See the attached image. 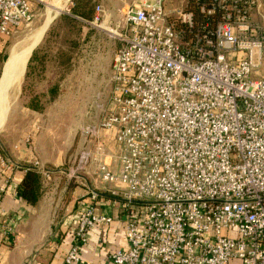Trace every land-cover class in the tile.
<instances>
[{
	"label": "built area",
	"instance_id": "1",
	"mask_svg": "<svg viewBox=\"0 0 264 264\" xmlns=\"http://www.w3.org/2000/svg\"><path fill=\"white\" fill-rule=\"evenodd\" d=\"M48 1L0 0V41L32 20V5ZM184 3L186 10L172 16L164 0L133 2L122 13L107 107L82 131L91 147L80 152L75 170H92L107 189H87L64 264H79L88 232L113 222L100 212L109 206L123 215L128 244L110 256L112 264H264L258 2ZM102 13L96 7L87 24L99 28ZM109 132L117 154L103 141ZM33 168L49 179L38 162Z\"/></svg>",
	"mask_w": 264,
	"mask_h": 264
},
{
	"label": "rangeland",
	"instance_id": "2",
	"mask_svg": "<svg viewBox=\"0 0 264 264\" xmlns=\"http://www.w3.org/2000/svg\"><path fill=\"white\" fill-rule=\"evenodd\" d=\"M64 1L49 0L46 6H35L32 20L21 26L12 38L0 41L1 76L12 48L27 43L45 25L50 7L61 10L44 31L42 40L40 38L30 52L16 103L0 130V172L5 171L3 164L11 163L10 152L23 144L31 155L26 166L33 167V163L38 162L44 168L51 181L46 179L48 188L55 192V198L60 200L61 205H67L71 197L77 198L80 189H85L83 186L97 192L105 190L92 170H75L80 152L91 147L82 137V131L98 122L101 116L99 108L107 103L105 89L109 88L114 55L120 46L115 36L120 30L116 27L104 23L97 28L79 20L80 24L75 27L58 25L54 35L47 37L43 44L49 29L61 16L73 18L72 0L66 7ZM169 1L173 2L165 3L168 15L186 10L184 0ZM39 48H43L45 65L39 66V60L30 65L33 54L37 50L39 52ZM62 54L70 57L71 61L60 58ZM50 81L58 85L55 90L45 85ZM26 140L29 142L25 143ZM104 140L117 154L118 146L113 134L105 133ZM41 160L46 163L43 165ZM118 167L116 160L110 170L115 176Z\"/></svg>",
	"mask_w": 264,
	"mask_h": 264
},
{
	"label": "crops",
	"instance_id": "3",
	"mask_svg": "<svg viewBox=\"0 0 264 264\" xmlns=\"http://www.w3.org/2000/svg\"><path fill=\"white\" fill-rule=\"evenodd\" d=\"M152 1L92 0L95 8L102 9L103 24L114 27L118 26L122 13L131 3H151ZM164 1L166 4L173 2ZM257 2L258 8L253 19L264 32V0H257ZM74 5L72 3V7ZM31 8L33 11L35 5ZM51 82L45 84L48 85V89L55 86ZM110 89L109 80V88L105 89L108 99ZM106 102L108 103V100ZM107 103L105 106H100L101 114L107 107ZM104 143L109 150L113 148L110 149L107 146L108 141L104 140ZM10 156V162L18 168L12 173L5 169L0 172V190H4V193L0 195V264H64L65 257L75 244L74 235L79 215L88 204L86 195L89 187L83 186L85 189H80L77 198L71 197L67 205L65 203L61 205L60 200L55 198V192L48 188L49 180L43 178L38 203L34 207L27 206L17 197L16 188L25 174L24 167L31 159L30 152L21 144L16 151L10 152ZM41 163L44 165L46 161L41 160ZM104 188L107 189L106 186ZM100 212L112 217L113 222L88 232L86 243L79 251V264H112L109 258L113 253L128 249L124 234L125 219L119 208L109 206L101 209ZM5 228H10L12 233H2Z\"/></svg>",
	"mask_w": 264,
	"mask_h": 264
},
{
	"label": "bare ground",
	"instance_id": "4",
	"mask_svg": "<svg viewBox=\"0 0 264 264\" xmlns=\"http://www.w3.org/2000/svg\"><path fill=\"white\" fill-rule=\"evenodd\" d=\"M69 1H64V7L67 6ZM60 13L61 10L51 8L45 25L27 43L22 44L21 47L15 46L12 48L8 60L4 65L3 77L0 80V129L4 126L11 108L16 103L29 54L31 55L36 47L34 45L43 37L42 35H44L46 28Z\"/></svg>",
	"mask_w": 264,
	"mask_h": 264
},
{
	"label": "trees",
	"instance_id": "5",
	"mask_svg": "<svg viewBox=\"0 0 264 264\" xmlns=\"http://www.w3.org/2000/svg\"><path fill=\"white\" fill-rule=\"evenodd\" d=\"M72 3L75 4L74 7H72L71 9V14L74 19L61 16L56 21V24L49 29V32L44 38L43 44H45V42L48 40L47 37L54 35L56 31V27L58 25L60 26L63 24H69L70 26L75 27V25L77 26L78 24H80L77 20L87 23L93 20V11L95 8V4L92 2V0H72ZM64 43L67 44L68 41L65 40ZM42 51L43 48H39V52L37 50L33 54V57L30 61V65L32 64V62L34 63L38 60H39V66L45 65L46 63L45 62L46 60H44L45 54L42 53ZM60 58H67L69 62L71 61L70 57H67L63 54L61 55ZM69 62L65 61L67 65L69 64ZM57 86L58 85L55 84V86L50 89L55 90ZM24 170H25V174L22 180L20 181V184L16 188V195L27 206L34 207L38 203L39 198L41 196V186H42L43 177L33 167L26 166L24 167Z\"/></svg>",
	"mask_w": 264,
	"mask_h": 264
},
{
	"label": "water",
	"instance_id": "6",
	"mask_svg": "<svg viewBox=\"0 0 264 264\" xmlns=\"http://www.w3.org/2000/svg\"><path fill=\"white\" fill-rule=\"evenodd\" d=\"M52 22H53V21H52ZM52 22H51V23H52ZM51 23H50V24H51ZM48 28H49V26L47 27V29H48ZM47 29H46V31H47ZM46 31H45V32H46ZM44 34H45V33H44ZM43 36H44V35H43ZM42 38H43V37H42ZM41 40H42V39H41ZM34 49H35V48H34ZM27 62H28V61H27ZM3 72H4V66H3V68H2V72H1L0 80H1L2 77H3ZM1 129H2V128H1ZM1 129H0V130H1Z\"/></svg>",
	"mask_w": 264,
	"mask_h": 264
}]
</instances>
